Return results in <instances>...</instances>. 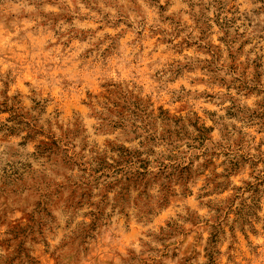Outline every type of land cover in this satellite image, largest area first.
I'll return each mask as SVG.
<instances>
[{
	"label": "rangeland",
	"instance_id": "1",
	"mask_svg": "<svg viewBox=\"0 0 264 264\" xmlns=\"http://www.w3.org/2000/svg\"><path fill=\"white\" fill-rule=\"evenodd\" d=\"M0 264H264V0H0Z\"/></svg>",
	"mask_w": 264,
	"mask_h": 264
}]
</instances>
